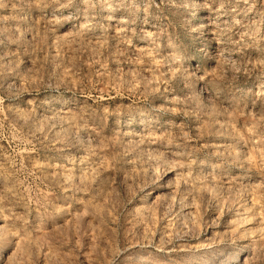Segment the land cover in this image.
<instances>
[{"label": "rangeland", "instance_id": "374dc122", "mask_svg": "<svg viewBox=\"0 0 264 264\" xmlns=\"http://www.w3.org/2000/svg\"><path fill=\"white\" fill-rule=\"evenodd\" d=\"M0 264H264V0H0Z\"/></svg>", "mask_w": 264, "mask_h": 264}]
</instances>
